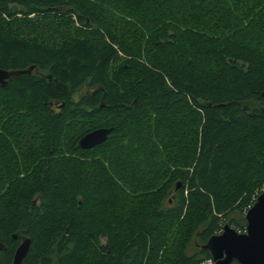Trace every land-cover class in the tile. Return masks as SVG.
<instances>
[{
    "label": "trees",
    "instance_id": "1",
    "mask_svg": "<svg viewBox=\"0 0 264 264\" xmlns=\"http://www.w3.org/2000/svg\"><path fill=\"white\" fill-rule=\"evenodd\" d=\"M29 68L0 87V264L23 239L21 264H208L225 224L245 233L264 0H0V69Z\"/></svg>",
    "mask_w": 264,
    "mask_h": 264
},
{
    "label": "water",
    "instance_id": "2",
    "mask_svg": "<svg viewBox=\"0 0 264 264\" xmlns=\"http://www.w3.org/2000/svg\"><path fill=\"white\" fill-rule=\"evenodd\" d=\"M31 70L32 68L22 71L0 69V87H4L11 76L30 73ZM111 132V127L91 130L79 138L78 147L80 150H90L104 143ZM245 221V233H238L225 224L220 234L210 237L204 248L211 254V264H264V190L246 212ZM29 245V239L21 241L14 252L12 264H21ZM2 249L0 243V250Z\"/></svg>",
    "mask_w": 264,
    "mask_h": 264
},
{
    "label": "rangeland",
    "instance_id": "3",
    "mask_svg": "<svg viewBox=\"0 0 264 264\" xmlns=\"http://www.w3.org/2000/svg\"><path fill=\"white\" fill-rule=\"evenodd\" d=\"M182 8H184V10H185V14L187 15L186 17L187 18H189V9H188V7H187V5H185V7H184V3L183 4H181V9ZM188 11V12H187ZM187 12V13H186ZM86 91H88V88L85 86V87H83L81 90H80V92H82V93H84V92H86ZM25 159V158H24ZM18 162H20V164H28L29 162H28V160H18ZM151 167L153 168V169H156L158 166L157 165H151ZM151 179V177H142V178H138V180L136 181L137 183H139L138 184V186L140 185V186H142L143 188H146L147 187V184H149L150 182H152L153 180H150ZM169 198H171V199H173V197H169Z\"/></svg>",
    "mask_w": 264,
    "mask_h": 264
},
{
    "label": "built area",
    "instance_id": "4",
    "mask_svg": "<svg viewBox=\"0 0 264 264\" xmlns=\"http://www.w3.org/2000/svg\"><path fill=\"white\" fill-rule=\"evenodd\" d=\"M208 264H211V262H208Z\"/></svg>",
    "mask_w": 264,
    "mask_h": 264
}]
</instances>
